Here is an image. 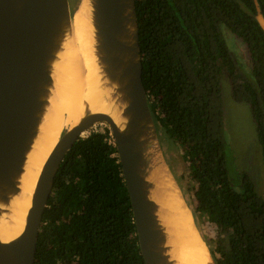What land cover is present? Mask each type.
<instances>
[{
    "label": "trees",
    "instance_id": "1",
    "mask_svg": "<svg viewBox=\"0 0 264 264\" xmlns=\"http://www.w3.org/2000/svg\"><path fill=\"white\" fill-rule=\"evenodd\" d=\"M142 83L156 129L183 150L194 220L215 264H264V195L235 166L222 98L250 108L264 167V0H134ZM109 131L65 155L38 231L34 264H144ZM189 205V204H188Z\"/></svg>",
    "mask_w": 264,
    "mask_h": 264
},
{
    "label": "water",
    "instance_id": "2",
    "mask_svg": "<svg viewBox=\"0 0 264 264\" xmlns=\"http://www.w3.org/2000/svg\"><path fill=\"white\" fill-rule=\"evenodd\" d=\"M94 3L93 20L100 45V60L108 77L120 86L119 91L123 93L126 124L120 131L109 115L87 114L76 126L62 132L38 178L22 234L8 243L0 241V264H34L38 231L60 164L74 143L100 123L109 126L114 138L143 262L170 264L165 256L166 237L158 221L157 207L148 197L144 178L146 151L157 147L165 161L142 83L134 0H94ZM71 16L69 0H0L2 202H8L10 193L18 191L16 178L22 171L47 105L48 88L52 82L49 64L70 29ZM259 19L262 18L259 16ZM144 131H148L150 137L141 139ZM165 166L170 172L166 163ZM181 196L193 221L191 208L184 195ZM194 221V227L205 243ZM210 259L215 264L211 256Z\"/></svg>",
    "mask_w": 264,
    "mask_h": 264
},
{
    "label": "bare ground",
    "instance_id": "3",
    "mask_svg": "<svg viewBox=\"0 0 264 264\" xmlns=\"http://www.w3.org/2000/svg\"><path fill=\"white\" fill-rule=\"evenodd\" d=\"M94 0H80L71 16L67 35L49 64L52 82L37 134L16 178L18 191L0 201V241L18 238L25 227L40 173L62 132L87 114H107L122 131L126 106L120 86L101 63L99 40L93 20ZM260 23L264 26L262 19ZM149 135L144 131L142 138ZM144 178L148 197L157 207L166 237L165 256L170 264H213L207 247L194 227L191 214L157 147L144 153Z\"/></svg>",
    "mask_w": 264,
    "mask_h": 264
},
{
    "label": "rangeland",
    "instance_id": "4",
    "mask_svg": "<svg viewBox=\"0 0 264 264\" xmlns=\"http://www.w3.org/2000/svg\"><path fill=\"white\" fill-rule=\"evenodd\" d=\"M69 2L71 12L73 13L80 0H69ZM222 98L224 129L228 144L235 157V166L237 168L240 166L242 170L247 171L256 178L258 191L264 195V167L262 165L259 147L256 143L255 126L250 108L246 104L236 103L230 97V86L225 82L222 85ZM105 129L109 131L110 141H114L109 126L105 123L95 124L82 137L87 136L90 131L104 132ZM157 133L164 161L176 185L179 187L181 194L184 195L186 204H189V207H195V199L193 196L195 183L191 180L189 165L183 157V150L166 135L162 128L157 129ZM194 222L198 225L205 239H216V231L202 217H199Z\"/></svg>",
    "mask_w": 264,
    "mask_h": 264
}]
</instances>
